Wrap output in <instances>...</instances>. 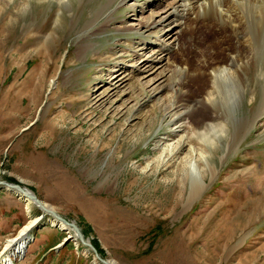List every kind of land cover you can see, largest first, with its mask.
Here are the masks:
<instances>
[{
    "label": "rangeland",
    "instance_id": "374dc122",
    "mask_svg": "<svg viewBox=\"0 0 264 264\" xmlns=\"http://www.w3.org/2000/svg\"><path fill=\"white\" fill-rule=\"evenodd\" d=\"M140 1L133 8L131 0H114L103 10L107 0H73L67 7L56 0H0V179L31 189L76 222L110 264H264V112L251 130L240 129L264 99V62L257 59L246 81L234 85L246 83L245 96L229 117L221 105H209L229 123L225 134L204 142L210 161L201 165L205 184L189 196V167L180 164L186 151H167L182 132L163 123L159 95L143 99L135 83L150 80L147 90L172 86L162 99L179 85L175 102L197 98L195 66L223 53L216 51L217 30L193 15L167 60L147 73L124 69L119 76L125 79L116 83L117 67L131 70L155 40L131 24L144 22L149 9H166L167 0H155L154 7ZM244 38L239 34L234 43L251 36ZM139 99L147 102L139 106ZM189 100L193 120L199 103ZM192 122L183 134L193 136ZM199 140L192 138L196 145ZM164 149L165 164L158 161ZM43 213L0 188V256L38 218L24 254L1 257L0 264H104L78 237L57 249L76 233L54 227Z\"/></svg>",
    "mask_w": 264,
    "mask_h": 264
},
{
    "label": "bare ground",
    "instance_id": "6f19581e",
    "mask_svg": "<svg viewBox=\"0 0 264 264\" xmlns=\"http://www.w3.org/2000/svg\"><path fill=\"white\" fill-rule=\"evenodd\" d=\"M24 1L29 3L31 0ZM56 1L63 4L64 6L62 7H67L69 4H73V0ZM107 1L108 3L103 6V10L114 0ZM120 1L128 4L130 0ZM136 2H138V0H131L128 6L135 8ZM140 2L143 4L146 3L149 7L158 5L155 0H141ZM166 2V9L161 14L153 9H149L144 22L140 21L137 27H134L131 24L130 29L141 31L144 35L146 33L154 34L156 35L155 40L151 42V45L142 48L144 52L139 53L143 58V60H140L142 62L140 65L139 59L135 58L136 60L133 61L132 68H130L131 70H128L126 67L120 69L116 66L117 69L122 72L117 70L115 71L117 73L114 74V76L115 79H117L116 83L120 82L119 84H121L125 77H120L119 75L124 73V69H127L129 73H132V71L147 73V71L155 70L157 64H161L164 60H167L168 55L172 54L177 49L180 44L179 32L180 30L183 31L185 26H188L193 15H195L197 19L196 23H198V19L202 17L203 21H206L207 19L209 22V28H212L213 31L217 30L214 33V40L218 46L216 47V51H218L220 55L223 53V56L220 57L218 55L216 57L212 54L208 56L205 61L200 62L195 66L194 69H196V72L193 73L195 74L194 79L196 83H198L201 91L198 95L196 94L198 96L197 98L189 97L188 99L184 98V101L182 102H175L178 96L183 92L179 85L178 88H172L173 92H171V94L169 93V95L166 94L162 99L163 92L165 93L164 90H168L169 87L171 88L172 86L161 87L159 85L147 90L148 83L151 82L150 80H147V83H142L140 81L135 83V87L139 89L140 96L141 94L144 96L143 99L151 98L152 93L159 95L158 99L160 101L158 106L161 108V112H163V123L166 120L168 121V124L173 122L174 125H177L176 128L178 129V133L182 132L175 145L169 147L168 150L164 149L162 151L158 161L164 164L168 162L166 161V150L169 153H174L173 151L178 147V153L186 151L185 156H182L181 158L180 164L189 167L192 182L189 196H192L193 194H196L198 188H201L205 184L202 176L203 171L201 169L203 160H205L207 165L210 163L208 158L209 152L206 151L204 142H214L215 134L218 132L225 134L229 123L227 120V113H232L237 107L239 108L241 102L244 101V86L246 83H244L242 89L240 87L238 89L234 87V85L237 84L236 82L246 81L247 78L245 76L248 75V70L254 66L257 59H261L264 62V0H167ZM237 9H239L240 13H236V16L233 14L232 10L236 12ZM244 14H246V19ZM161 31V34L157 33ZM197 33L199 32L197 31ZM239 34H241L242 37L249 38L251 36V38L247 40V43L244 42L237 45L234 41H236ZM161 39L163 40L162 44L158 47L157 44H159ZM83 50L80 52H83ZM158 51L161 53L164 52V55L158 58ZM116 67L113 69H116ZM163 71H165V68L162 72L157 74L158 76H161V79L166 75ZM193 74L189 73L190 77L193 76ZM262 77L264 79V72L262 73ZM112 90L113 89H110L109 92L111 93ZM110 95V97H112L114 94L111 93ZM189 99H193L194 102L199 103V107L197 106L198 108H196L197 116L193 117V120L191 118L192 116H190L192 113L189 112L193 105H191ZM141 100L139 99L137 101V103L141 102L139 106L147 102L146 100L144 102ZM260 102L258 109L255 110L253 118H242L244 122L240 125L241 130L246 129V132H248L255 126L258 119L261 118L264 112V99ZM216 103L221 105L219 106L220 110L222 112L224 111L227 115L225 119L215 115L214 112L210 110L212 107L209 105ZM190 119L193 122L189 129H192L191 133L193 132V136L188 133L183 134V131H186L185 127H187V123ZM217 119H220L221 122L218 123ZM238 136L239 135H235L231 140L228 147L229 151H231V145H234ZM193 137L200 138L199 141L202 140V144L198 143L199 141L197 142L198 145H196V143L194 144L192 141ZM168 152L167 154H169ZM178 153L175 155H178ZM40 167L42 168V165H40ZM25 190L29 193L33 192L29 188H26ZM22 199L27 202V205L34 203L30 197ZM37 219L38 218L30 220L29 223L21 229V233L7 242L4 246L5 249L1 254L4 255L0 256V258L2 257V259L9 261L12 256H15L17 253L19 254V252L22 251L24 243L26 244L27 233H29L30 228L36 224ZM59 224L62 227L73 230L72 228L70 229V226L64 223V221H60ZM76 236L78 237V235Z\"/></svg>",
    "mask_w": 264,
    "mask_h": 264
},
{
    "label": "water",
    "instance_id": "95a60500",
    "mask_svg": "<svg viewBox=\"0 0 264 264\" xmlns=\"http://www.w3.org/2000/svg\"><path fill=\"white\" fill-rule=\"evenodd\" d=\"M51 90V89H50ZM0 188L2 189H9L11 190L12 192L14 191L17 195H19V197L22 198H31L32 201L38 205L42 211L44 212L42 215H41V219L44 218V216L46 214H49L50 216L53 217L52 219V225L54 227H57L59 229H63L65 231H68V229L64 228V227H61L59 222L60 221H64V223H66L68 226L72 227L73 231H76V235H78V238L81 240V242L85 245V246H88L90 248L93 249V251L95 252V255L97 257V259L101 260L104 264H109L110 263V260H105L101 257L97 247L95 245H93L92 243H90L88 240H86L84 238V234L83 232L80 230L79 226L76 224V222H71L69 221L68 219H66L65 217L61 216L60 214H58L55 209L49 204L45 203V201H42L34 192H27L25 189V187L21 186L20 183H17V182H9L7 180H2L0 179ZM21 194V195H20ZM23 200V199H22ZM25 201V200H24ZM69 232V231H68ZM76 235H72V234H69L67 237H65L62 242H60V244L58 245L57 249H60V247L66 245L69 241L71 240H76L75 237H77ZM29 242V239H26V244ZM26 246V245H25ZM24 250H22V252L20 253L21 255L24 254Z\"/></svg>",
    "mask_w": 264,
    "mask_h": 264
},
{
    "label": "trees",
    "instance_id": "16d2710c",
    "mask_svg": "<svg viewBox=\"0 0 264 264\" xmlns=\"http://www.w3.org/2000/svg\"><path fill=\"white\" fill-rule=\"evenodd\" d=\"M96 244V243H95ZM97 245V244H96ZM98 249H100V252H102L101 248L99 247V245H97Z\"/></svg>",
    "mask_w": 264,
    "mask_h": 264
}]
</instances>
